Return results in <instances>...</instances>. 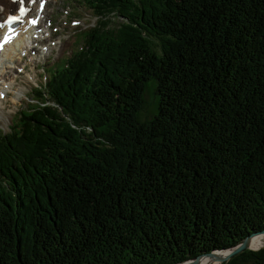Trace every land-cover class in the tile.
Listing matches in <instances>:
<instances>
[{"label":"trees","instance_id":"trees-1","mask_svg":"<svg viewBox=\"0 0 264 264\" xmlns=\"http://www.w3.org/2000/svg\"><path fill=\"white\" fill-rule=\"evenodd\" d=\"M79 2L96 23L53 103L0 131V264H177L262 232L264 0Z\"/></svg>","mask_w":264,"mask_h":264},{"label":"rangeland","instance_id":"rangeland-1","mask_svg":"<svg viewBox=\"0 0 264 264\" xmlns=\"http://www.w3.org/2000/svg\"><path fill=\"white\" fill-rule=\"evenodd\" d=\"M36 1L39 0H34V3ZM47 2V8L40 13L38 23H32L35 26H41L45 34L40 40H35L28 50L24 48L18 54L20 56H17L20 58L16 60L14 57H6L4 63L0 64V76H2L0 78V104L2 105L0 106L2 111L0 131L3 133L10 130L13 120L20 121L24 117L23 110L29 111V105H31V111L35 105H38V101L34 100L35 94L41 101L48 104L53 103L51 101L53 94L50 93L51 97L45 98L43 93L38 92L40 90L38 87L44 86L48 74L52 77L54 70L62 66L69 60L70 55L80 49L83 42L81 33L96 22L97 18L84 5V2L81 3L79 0H47ZM20 5L11 7L8 14L18 12ZM5 16L3 14V18ZM46 34H51V36L40 43ZM14 43L15 41L8 44ZM155 44L159 45V43ZM154 47L161 51L160 45ZM157 100V80L151 78L145 85L144 102L139 111L140 120L150 119L156 114ZM259 237H261L262 244L256 248L251 246L250 250H259L264 247V234ZM220 264L224 263L220 262Z\"/></svg>","mask_w":264,"mask_h":264},{"label":"bare ground","instance_id":"bare-ground-1","mask_svg":"<svg viewBox=\"0 0 264 264\" xmlns=\"http://www.w3.org/2000/svg\"><path fill=\"white\" fill-rule=\"evenodd\" d=\"M32 1L33 0H0V15L2 16L3 14L7 15L11 7L17 6L20 3H25L28 12H30L33 9ZM34 8L35 11H38V2H36V6ZM30 17H32V12L28 14V18ZM19 32H20V36L16 39L14 44L3 45L2 47H0V56L2 57L0 64L4 63L6 57L7 58L14 57V59L20 58L17 56H20L18 54L21 53L24 48H26L25 50L29 49V46H31L32 43L35 42V40H40L41 36L45 34L41 26L38 27L31 23H27L19 27ZM1 77L2 76H0V78ZM0 106L2 105L0 104ZM0 115L2 116L1 109H0ZM259 235L261 234L255 235L250 239V245L254 248L259 247L262 244V240L261 237H259ZM200 264H220V261L216 260L213 256L206 255L201 258Z\"/></svg>","mask_w":264,"mask_h":264},{"label":"water","instance_id":"water-1","mask_svg":"<svg viewBox=\"0 0 264 264\" xmlns=\"http://www.w3.org/2000/svg\"><path fill=\"white\" fill-rule=\"evenodd\" d=\"M258 234H264V230L262 232H257V233L251 234L250 236L246 237L241 242H239L238 244H236L230 248L223 249V250H212L209 252H203L196 257L189 258V259H187L183 262L177 263V264H200L201 258L203 256H206V255L213 256L216 260H219L222 263H227L233 257L242 253L243 251H245L247 249H252V247L250 245V239L253 236L258 235Z\"/></svg>","mask_w":264,"mask_h":264},{"label":"snow or ice","instance_id":"snow-or-ice-1","mask_svg":"<svg viewBox=\"0 0 264 264\" xmlns=\"http://www.w3.org/2000/svg\"><path fill=\"white\" fill-rule=\"evenodd\" d=\"M24 12V9H21V13L23 14ZM19 17H10V20H15V19H18ZM33 23H35V21H33Z\"/></svg>","mask_w":264,"mask_h":264}]
</instances>
